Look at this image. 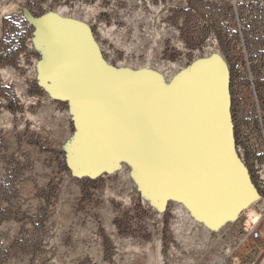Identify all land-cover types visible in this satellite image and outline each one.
I'll use <instances>...</instances> for the list:
<instances>
[{"label": "rangeland", "instance_id": "374dc122", "mask_svg": "<svg viewBox=\"0 0 264 264\" xmlns=\"http://www.w3.org/2000/svg\"><path fill=\"white\" fill-rule=\"evenodd\" d=\"M24 8L85 23L107 65L166 87L222 57L237 151L264 199L248 156L264 150V0H0V264H264L251 234L264 222L247 223L261 200L210 228L178 201L158 208L125 162L74 176L73 112L40 82L44 47Z\"/></svg>", "mask_w": 264, "mask_h": 264}, {"label": "water", "instance_id": "95a60500", "mask_svg": "<svg viewBox=\"0 0 264 264\" xmlns=\"http://www.w3.org/2000/svg\"><path fill=\"white\" fill-rule=\"evenodd\" d=\"M22 15L44 47L41 84L73 112L74 176L98 177L125 162L158 208L178 201L210 228L261 200L237 151L222 57L195 61L166 87L152 72L107 65L85 23L27 8Z\"/></svg>", "mask_w": 264, "mask_h": 264}, {"label": "crops", "instance_id": "0c3cea01", "mask_svg": "<svg viewBox=\"0 0 264 264\" xmlns=\"http://www.w3.org/2000/svg\"><path fill=\"white\" fill-rule=\"evenodd\" d=\"M252 154H248L250 162H251V166L254 169V173L257 176L260 186L262 188H264V150H263V154L262 157L259 156H254V150L251 149ZM261 204V203H260ZM254 217V218H253ZM253 224H251V222ZM250 222L251 227L249 229H259L258 225H261L264 222V206L263 204H261L260 210L258 209V213H254L252 217L249 218V221H247V223ZM261 231V229H259ZM264 233V232H263ZM261 232V234H263ZM260 237V235H259ZM256 241V252L258 254L263 253L264 252V237L261 235L262 238H259Z\"/></svg>", "mask_w": 264, "mask_h": 264}, {"label": "built area", "instance_id": "2783aa9c", "mask_svg": "<svg viewBox=\"0 0 264 264\" xmlns=\"http://www.w3.org/2000/svg\"><path fill=\"white\" fill-rule=\"evenodd\" d=\"M235 67H236V69H237L238 71H239L240 68H241V66H240L239 63H236ZM263 139H264V138H263ZM261 201L264 202V199H263L262 197H261ZM258 202H259V201H258ZM263 205H264V203H263ZM251 234H252V237H253L254 239H257V238L259 237V233H258L257 230H253Z\"/></svg>", "mask_w": 264, "mask_h": 264}, {"label": "trees", "instance_id": "16d2710c", "mask_svg": "<svg viewBox=\"0 0 264 264\" xmlns=\"http://www.w3.org/2000/svg\"><path fill=\"white\" fill-rule=\"evenodd\" d=\"M30 11V10H29ZM33 14V13H32ZM34 16H39V15H34ZM234 122V121H233ZM235 126V125H234ZM234 132H235V129H234ZM236 135V134H235ZM235 139H236V136H235Z\"/></svg>", "mask_w": 264, "mask_h": 264}]
</instances>
